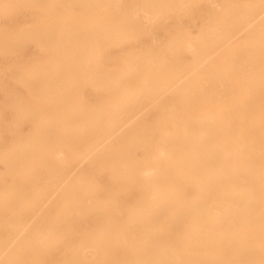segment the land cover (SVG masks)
<instances>
[{"label": "bare ground", "instance_id": "6f19581e", "mask_svg": "<svg viewBox=\"0 0 264 264\" xmlns=\"http://www.w3.org/2000/svg\"><path fill=\"white\" fill-rule=\"evenodd\" d=\"M1 17L5 47L39 55L0 111V264H264V0H0Z\"/></svg>", "mask_w": 264, "mask_h": 264}, {"label": "rangeland", "instance_id": "374dc122", "mask_svg": "<svg viewBox=\"0 0 264 264\" xmlns=\"http://www.w3.org/2000/svg\"><path fill=\"white\" fill-rule=\"evenodd\" d=\"M35 11V9L34 8H32V9H29L28 11H26V14L25 15H19L14 21L12 20V24H14V22H15V24L16 23H18L17 25H16V27H18V29L17 30H13L14 32H17L16 34L18 35L19 33H18V31L20 32V31H23L22 30V28H24V25H25V23L26 22H30L32 19H35L36 17H37V13H35L34 12ZM33 13H35V14H33ZM44 13V12H43ZM29 15V16H28ZM31 15V16H30ZM26 17H28V18H26ZM6 19V20H5ZM4 22L5 21V24H3L2 23V21ZM8 21H9V19H7V18H5L4 17V20H3V17H1L0 18V27H3L4 29L7 27V28H12V27H10L12 24H11V21H10V23H9V25H8ZM20 21V22H19ZM33 21V20H32ZM3 24V25H2ZM7 24V26H5ZM5 26V27H4ZM13 26V25H12ZM23 26V27H22ZM19 27H20V29H19ZM20 33H23V32H20ZM0 38H1V36H0ZM11 39V38H10ZM8 40V38H3L2 37V40H0V41H2V46L0 47V66H3V64L5 63V65H4V67H2L0 70H2V71H0V72H3L4 71V73H1V74H4L5 76H7V78H8V80H7V78H5V76L4 77H2V78H0V83L2 84V86L4 87V89H1L0 90V97H3V98H0L1 99V101H0V111L2 112V108H3V111H4V109H5V107L8 109V110H12V109H9V106H10V108L12 107L14 110L13 111H9V113H4V112H2V114H6V116H11L13 113L15 114V113H17V109L16 108H18V107H15L14 108V106H18L19 104H20V102H18L19 101V98H21V97H25L26 95H29V93L27 92V90L22 86V85H20V84H18V82H17V80L16 79H19L18 78V76L16 75L17 73H15L14 74V72H18V70H17V66L19 65V64H22L21 63V61L23 60V63H27L28 65H31L32 64V61H31V59L34 57V56H36L37 54L39 55V53L35 50V48H33V46L31 45H26L23 49H22V52H17V53H14L15 51L13 50V49H7L6 47H5V45L7 46L8 44H11V41L12 40ZM9 41V42H8ZM1 43V42H0ZM14 43V42H13ZM5 44V45H4ZM5 47V48H4ZM2 48V49H1ZM4 49H5V51H4ZM2 50V51H1ZM9 50V51H8ZM11 50V51H10ZM4 51V52H3ZM13 52V53H12ZM5 54V55H4ZM21 54V55H20ZM32 55V56H31ZM42 55H44V53L42 54ZM42 55H40V57H42ZM16 57V58H15ZM44 57V56H43ZM27 60H26V59ZM16 60V61H14V63H13V61H11V60ZM18 60H19V62H18ZM24 60H26V61H24ZM10 61V62H9ZM31 61V62H30ZM8 62V63H7ZM18 62V63H17ZM9 65H11L12 66V68H9L8 66ZM14 69V70H13ZM6 70L8 71V73L6 74L5 72H6ZM10 73V74H9ZM15 77V79H12V78H10L9 79V77ZM14 80H16V85H17V87H16V85H14V84H12V85H8V83H13L12 81H14ZM15 83V82H14ZM14 85V86H13ZM5 88H7L6 89V91L5 92H8L7 94H5L4 93V91L3 90H5ZM16 88H18V89H16ZM20 88V89H19ZM9 89V90H8ZM15 90V91H14ZM18 90V91H17ZM16 91H17V93H19V94H17L16 93ZM22 91H25L26 92V94L24 93V92H22ZM20 93H22L21 94V97H19L20 96ZM3 94V95H2ZM5 94V95H4ZM24 94V95H23ZM12 95V96H11ZM7 96H9V98L7 97ZM13 96H14V98H13ZM7 97V98H6ZM11 97V98H10ZM30 97V95L29 96H26V98H29ZM3 99V100H2ZM11 99V100H10ZM17 99V101H15ZM9 100H10V102L11 103H9ZM2 102H4V103H2ZM16 102L18 103V104H16ZM26 102H28L27 103V108L29 107V105L32 103L31 102V100H27ZM15 103V105L13 106V104ZM10 104H12V106L10 105ZM2 105H6L5 107L3 106L2 107ZM30 107H31V105H30ZM29 107V108H30ZM15 109H16V111H15ZM6 110V109H5ZM7 110V111H8ZM29 110H31V109H29ZM19 112L21 111V110H18ZM32 111V110H31ZM8 114V115H7ZM27 128L29 129V127H25V130H27ZM9 135H11L10 133H7V134H5V138H6V141H5V146H8V144L10 143V141H9V138H10V136ZM3 168V165H1L0 164V169H2ZM6 176H7V179L9 180H7L6 179ZM11 179H12V176L11 175H5V177L3 178V180H4V182L5 183H10L11 182Z\"/></svg>", "mask_w": 264, "mask_h": 264}]
</instances>
